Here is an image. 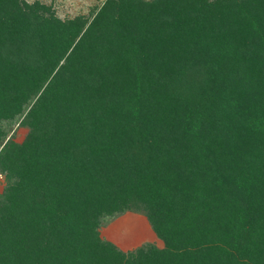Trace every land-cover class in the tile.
<instances>
[{"label":"trees","instance_id":"trees-1","mask_svg":"<svg viewBox=\"0 0 264 264\" xmlns=\"http://www.w3.org/2000/svg\"><path fill=\"white\" fill-rule=\"evenodd\" d=\"M0 172V264H264V0H0Z\"/></svg>","mask_w":264,"mask_h":264},{"label":"rangeland","instance_id":"rangeland-1","mask_svg":"<svg viewBox=\"0 0 264 264\" xmlns=\"http://www.w3.org/2000/svg\"><path fill=\"white\" fill-rule=\"evenodd\" d=\"M33 2L35 0H28ZM47 5H52L57 15L63 19H72L78 16H92V13L101 7L106 0H40ZM21 118L19 121L6 123L4 129L7 137L4 143L14 140L22 143L29 134V128L22 126ZM7 179L3 172H0V192L6 185ZM137 211H127L116 218L102 220L100 230L101 238L115 244L120 250L129 252L143 246L146 243L157 248L163 249L165 243L158 238L153 230L144 208Z\"/></svg>","mask_w":264,"mask_h":264}]
</instances>
